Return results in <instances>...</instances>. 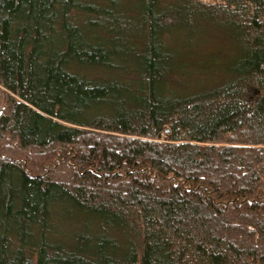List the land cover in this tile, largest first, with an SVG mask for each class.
Masks as SVG:
<instances>
[{
	"label": "trees",
	"instance_id": "obj_1",
	"mask_svg": "<svg viewBox=\"0 0 264 264\" xmlns=\"http://www.w3.org/2000/svg\"><path fill=\"white\" fill-rule=\"evenodd\" d=\"M0 264H264V0H0Z\"/></svg>",
	"mask_w": 264,
	"mask_h": 264
},
{
	"label": "rangeland",
	"instance_id": "obj_2",
	"mask_svg": "<svg viewBox=\"0 0 264 264\" xmlns=\"http://www.w3.org/2000/svg\"><path fill=\"white\" fill-rule=\"evenodd\" d=\"M1 89V88H0ZM2 90V89H1ZM4 110V105L2 103H0V113L2 114V111ZM0 114V115H1Z\"/></svg>",
	"mask_w": 264,
	"mask_h": 264
},
{
	"label": "water",
	"instance_id": "obj_3",
	"mask_svg": "<svg viewBox=\"0 0 264 264\" xmlns=\"http://www.w3.org/2000/svg\"><path fill=\"white\" fill-rule=\"evenodd\" d=\"M1 114V113H0Z\"/></svg>",
	"mask_w": 264,
	"mask_h": 264
}]
</instances>
